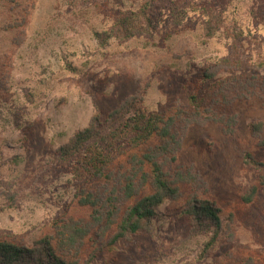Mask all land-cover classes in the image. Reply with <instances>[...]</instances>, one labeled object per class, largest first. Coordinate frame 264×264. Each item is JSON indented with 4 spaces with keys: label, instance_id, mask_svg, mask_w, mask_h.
I'll list each match as a JSON object with an SVG mask.
<instances>
[{
    "label": "rangeland",
    "instance_id": "rangeland-1",
    "mask_svg": "<svg viewBox=\"0 0 264 264\" xmlns=\"http://www.w3.org/2000/svg\"><path fill=\"white\" fill-rule=\"evenodd\" d=\"M145 3L0 0V240L31 247L56 223L87 219L79 190L104 191L78 165L89 147L64 164L57 151L92 116L127 98H133L130 110L145 114L189 111L197 94L205 99L202 112L236 118L232 134L216 121L173 129L181 139L175 166L197 178L195 191L182 187L183 198L194 192L219 210L217 236L213 227L194 225L183 202L166 201L148 232L112 246L106 244L113 232L103 243L93 232L79 264L89 258V264H264V185L251 203L241 199L264 176V0H165L151 34L106 43L95 38L107 36L119 10ZM174 8L185 16L178 25ZM208 9L222 17L210 38L202 17ZM211 73L214 79H203ZM218 88L226 104L209 97ZM256 123L263 126L257 136Z\"/></svg>",
    "mask_w": 264,
    "mask_h": 264
},
{
    "label": "trees",
    "instance_id": "trees-1",
    "mask_svg": "<svg viewBox=\"0 0 264 264\" xmlns=\"http://www.w3.org/2000/svg\"><path fill=\"white\" fill-rule=\"evenodd\" d=\"M164 1L146 0L138 10H119L107 36L95 33V38L106 43L109 39L127 40L136 35L151 34L158 22L156 7ZM171 13L174 25L185 19L182 10L174 8ZM202 17L206 36L213 37L222 24L221 13L209 12L208 9L202 11ZM203 79L212 80L214 74H204ZM238 80L230 77L228 82L240 86L241 81ZM217 95L221 100H215L216 105L227 103V96L220 90L216 94L213 91L209 97L215 99ZM132 101L133 98H127L106 115L95 114L86 127L75 132L57 151L59 162L64 164L89 147L82 153L78 165L88 179L99 181L104 191L79 190L77 204L89 212L87 219L69 218L58 222L50 236L31 247L7 239L0 240V264H79L86 240L93 232L96 243H103L106 235L113 232L107 246L148 232L154 211L166 201L183 202V214L188 215L194 225L206 224L207 229L213 227L217 236L221 229L219 210L207 201L199 200L194 192L183 198L182 187L191 186L195 191L193 187H196L197 178L188 170L181 171L179 166H175L181 139L173 129L177 123L184 128L216 121L222 125L225 134H232L236 118L224 112L217 118L210 114L212 109L202 112L205 99L197 94L189 98L191 110L175 108L166 114L132 111ZM203 113L209 116L203 118ZM262 128V123L252 124L251 131L257 136ZM253 164L262 167L254 160ZM166 165L173 167L171 174L165 173ZM263 185L264 176H260L258 184L249 188L242 201L251 203ZM91 261L89 258L85 264ZM247 263L252 264V260Z\"/></svg>",
    "mask_w": 264,
    "mask_h": 264
}]
</instances>
